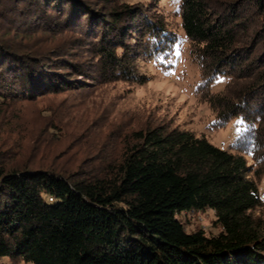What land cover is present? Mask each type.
Wrapping results in <instances>:
<instances>
[{
    "label": "trees",
    "instance_id": "trees-1",
    "mask_svg": "<svg viewBox=\"0 0 264 264\" xmlns=\"http://www.w3.org/2000/svg\"><path fill=\"white\" fill-rule=\"evenodd\" d=\"M96 2L0 0V260L264 264V55H254L256 44H240L237 30L249 21L242 5ZM263 2H253L258 11ZM254 29L264 32V23ZM62 30L78 33L74 42L92 55V66L70 63V55L36 37ZM181 46L198 71L197 93L216 112L211 127L243 120L231 150L156 126L131 132L116 158L77 163L22 151L31 139L12 130L14 107L84 85L70 82L62 66L87 80L139 87L141 66L171 67ZM244 73L250 81L238 83ZM218 77L227 80L213 93ZM206 211L216 234L186 229L189 214Z\"/></svg>",
    "mask_w": 264,
    "mask_h": 264
},
{
    "label": "rangeland",
    "instance_id": "rangeland-1",
    "mask_svg": "<svg viewBox=\"0 0 264 264\" xmlns=\"http://www.w3.org/2000/svg\"><path fill=\"white\" fill-rule=\"evenodd\" d=\"M90 1L97 3L98 0ZM215 1L226 2L224 8L227 9L239 3L242 5L241 15L249 21L243 26L246 31L242 28L237 30L240 44L247 43L253 47L256 44L254 55L258 52L259 56L264 55V32L254 29L264 23V2L262 11H258L253 4L255 0H250L252 5L247 0ZM60 32H50L54 34L53 37L37 33L36 37L42 38L50 47L62 49V55H70V63L92 66V55L80 50L74 42L78 33ZM66 69L62 66V73L71 79L70 82L85 86L80 89L68 87L69 90L48 93L24 102L14 107L9 115H12L11 121L14 122L12 130L20 133L21 137L31 139L22 147V151L57 156L63 161L77 163L85 159L93 161L99 157L116 158L121 153L123 140L130 137L131 132L156 126L178 127L197 137L205 136L210 143L221 149L231 150V145L236 142L242 130V126L237 124L239 119L231 120L222 128L211 127L216 112L197 93L198 71L192 65L184 46L179 48L171 67L154 64L141 66L139 75L143 76L144 84L139 87L123 82L105 84L95 76L94 80H87L74 76L71 70ZM91 74L95 75L93 72ZM247 75L242 74L238 83L249 82ZM226 80L225 77L216 78L211 91L221 93ZM3 127L8 126L3 124ZM247 163H251L249 159ZM258 190L264 200V174L258 181ZM258 213L264 219V208ZM186 220L190 223L186 227L189 231L200 229L210 234L218 232L213 224L212 211L189 214ZM0 264L9 263L4 258Z\"/></svg>",
    "mask_w": 264,
    "mask_h": 264
},
{
    "label": "snow or ice",
    "instance_id": "snow-or-ice-1",
    "mask_svg": "<svg viewBox=\"0 0 264 264\" xmlns=\"http://www.w3.org/2000/svg\"><path fill=\"white\" fill-rule=\"evenodd\" d=\"M237 124H243V120L241 119V120H238L237 121Z\"/></svg>",
    "mask_w": 264,
    "mask_h": 264
}]
</instances>
